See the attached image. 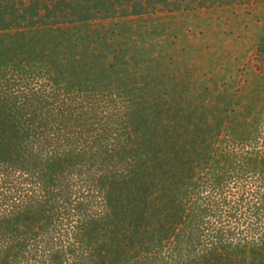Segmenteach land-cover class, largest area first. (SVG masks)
Here are the masks:
<instances>
[{
    "label": "trees",
    "instance_id": "1",
    "mask_svg": "<svg viewBox=\"0 0 264 264\" xmlns=\"http://www.w3.org/2000/svg\"><path fill=\"white\" fill-rule=\"evenodd\" d=\"M8 32H0V264L264 263L250 257L258 244L235 243L221 223L222 178L196 180L208 145L191 125L145 122L147 90L98 86L93 65L68 73L77 60L51 51L77 49V36L15 57ZM114 100L121 109L109 107ZM204 186L219 196H201Z\"/></svg>",
    "mask_w": 264,
    "mask_h": 264
},
{
    "label": "rangeland",
    "instance_id": "2",
    "mask_svg": "<svg viewBox=\"0 0 264 264\" xmlns=\"http://www.w3.org/2000/svg\"><path fill=\"white\" fill-rule=\"evenodd\" d=\"M2 31L15 57L77 36V49L51 51L77 60L68 73L93 65L98 86L147 90L145 122L191 125L208 145L196 180L222 178L221 223L235 243L258 244L250 257L264 262V0H0Z\"/></svg>",
    "mask_w": 264,
    "mask_h": 264
}]
</instances>
